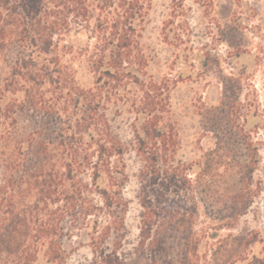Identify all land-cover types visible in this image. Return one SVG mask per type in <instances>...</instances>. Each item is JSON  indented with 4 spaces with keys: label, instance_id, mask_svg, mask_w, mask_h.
<instances>
[{
    "label": "trees",
    "instance_id": "16d2710c",
    "mask_svg": "<svg viewBox=\"0 0 264 264\" xmlns=\"http://www.w3.org/2000/svg\"><path fill=\"white\" fill-rule=\"evenodd\" d=\"M95 3L0 0V54L15 53L0 85V264H66L65 242L79 230L91 242L93 264H123L127 148L110 124V106L134 117L145 181L141 244L153 264L164 251L160 235L170 231L162 198L192 185L176 160L170 80L148 76L140 46L148 1ZM76 50L94 76L90 88L63 62ZM176 213L172 229L181 232L185 214ZM198 247L187 237L177 264Z\"/></svg>",
    "mask_w": 264,
    "mask_h": 264
},
{
    "label": "rangeland",
    "instance_id": "374dc122",
    "mask_svg": "<svg viewBox=\"0 0 264 264\" xmlns=\"http://www.w3.org/2000/svg\"><path fill=\"white\" fill-rule=\"evenodd\" d=\"M147 1L140 37L147 74L170 80L180 140L176 160L192 180L187 190L162 198L161 220L170 231L160 235L164 251L157 262L177 264L182 243L193 236L198 252L186 264H264V0ZM89 4L94 8L95 0ZM12 54H0V85L13 66ZM63 62L71 63L81 87L93 86L89 63L78 50ZM107 115L127 148V212L119 254L123 264H153L141 244L145 181L134 145V117L115 106ZM176 212L185 214L181 232L172 229ZM65 247L66 264H93L84 230ZM40 264H46L44 258Z\"/></svg>",
    "mask_w": 264,
    "mask_h": 264
}]
</instances>
